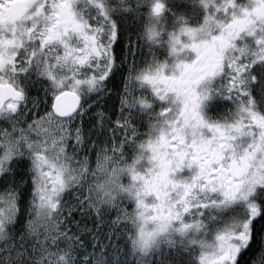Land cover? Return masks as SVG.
<instances>
[{"label":"snow or ice","instance_id":"1","mask_svg":"<svg viewBox=\"0 0 264 264\" xmlns=\"http://www.w3.org/2000/svg\"><path fill=\"white\" fill-rule=\"evenodd\" d=\"M79 3L0 0V233L3 219L34 205L37 225L48 229L47 249L64 252L52 264H79L92 259L80 257L84 243L74 233L82 227L78 217L89 212L100 227L107 221L113 234L119 231L132 253L149 256L175 234L210 227L187 217L232 209L230 226L192 241L196 264H264V113L252 94L264 80V0L239 10L235 0H225L202 26L172 36L173 54L179 50L184 58L170 75L161 66L140 77L169 101L165 130L142 146V169L140 159L126 164L119 146L111 154L95 152L98 140L95 155L84 149L80 89L98 90L114 79L119 23L100 3L105 27H96L76 10ZM164 11L153 0L151 17ZM147 34L150 40L160 35L154 28ZM63 68L70 77L59 75ZM85 68L90 74L78 78ZM39 77L50 81L55 96L47 108H30ZM217 81L237 104L232 123H210L202 115L215 94L206 86ZM185 170L191 177L178 179Z\"/></svg>","mask_w":264,"mask_h":264},{"label":"rangeland","instance_id":"2","mask_svg":"<svg viewBox=\"0 0 264 264\" xmlns=\"http://www.w3.org/2000/svg\"><path fill=\"white\" fill-rule=\"evenodd\" d=\"M238 1L235 0L236 10L247 7L251 3V0H242L240 4H237ZM160 2L165 5V11L159 18H152L150 15L153 0H80L76 6V10L86 19L91 20L96 27L103 28L105 22L102 10L96 6L102 3L107 10L113 11V17L119 23V40L116 46L117 66L114 79L110 77L98 90H89L87 86L80 89L83 106L80 119L83 122L84 149L95 155L100 148H105L108 154H111L112 149L119 146L126 164H134L137 159H140L138 167L141 169L147 163V160L143 158L142 146L165 130L166 118L163 113L169 107V101L161 100L140 77L147 72H155L161 66H166L165 74L170 75L177 61L184 58L179 50L176 55L173 54L170 44L172 36L179 34L182 27L199 28L202 26L207 16L215 13L216 8L221 7L225 0H212L207 7L208 0H160ZM218 18L226 19L223 14H220ZM149 28H154L160 34L157 39L148 38ZM90 72V69H81L78 78L84 79ZM59 75L62 78L70 77L71 73L67 68H63L59 71ZM39 79L40 90L30 94L36 97L35 100L29 101L30 108L33 104L41 109L47 108L55 96L50 87V81L44 77H39ZM261 85H264V80L255 85L252 92L257 98L258 113H264ZM226 86L227 80L224 81V87ZM206 87L218 92L202 108L203 117L214 124L223 121V119H213V116L220 115L229 117L234 122L238 111L237 104L215 87L211 85ZM225 107L228 108L225 109ZM119 124H125L126 127L122 129L118 126ZM73 131H77L75 126H73ZM77 134L81 133L77 132ZM125 137H127V143H125ZM98 140L102 142L93 152L92 145ZM191 175L190 170H185L178 174V179H189ZM123 180L128 183L130 177L124 176ZM204 211L203 218L197 214L186 219L190 223L203 219L210 227H206L199 233L190 232L184 237L175 234L171 237V243L161 245L149 256L132 253L121 238L119 231L113 234L111 225L107 221L104 222L103 227H100L91 212L86 216L78 217L82 227L75 228L74 233L83 240L85 256L92 255L96 258V264H103L105 260L106 264L112 260L114 264H119L123 252L127 255L125 258L128 261L127 264H180L181 261L184 264H196L197 250L189 251L192 248V241H199L205 235L211 239L212 233L230 226L233 221L232 209L221 211L209 208ZM19 220L22 224V233L18 232L22 238V250L21 253L12 255V262L15 264H21V261L22 264H52V261L59 255H64L63 251L51 255L45 243L48 239V229L46 226L37 225L35 207L29 205L21 215L13 213L11 217L3 219L5 231L2 234L6 241L4 250L6 255L3 261L9 257L8 248L13 247V244L15 251H20L15 239L10 235L13 225ZM17 240L16 238V242ZM27 243L29 246L31 243L35 244L36 259L24 253ZM22 254L30 257V261L22 260Z\"/></svg>","mask_w":264,"mask_h":264},{"label":"flooded vegetation","instance_id":"3","mask_svg":"<svg viewBox=\"0 0 264 264\" xmlns=\"http://www.w3.org/2000/svg\"><path fill=\"white\" fill-rule=\"evenodd\" d=\"M242 2V0H239L238 2H236L237 4H240ZM97 25V24H96ZM81 70V69H80ZM79 70V71H80ZM80 76V75H79ZM78 76V77H79ZM212 87H215L216 89L220 90L221 88V83L219 81H217L216 83L212 84L211 85ZM223 86H224V82H223ZM218 92V91H217ZM215 92V93H217ZM228 107H225V109H227ZM212 111H214V108L212 107ZM216 111V110H215ZM223 119V121L219 124H228V123H232L233 121L231 120V118L229 117H223V115L221 116H213V119ZM2 194V193H0ZM3 210L2 207H0V211ZM2 219V218H0ZM21 221L19 220L18 222H16L14 225H13V228H12V231L10 232V235L13 237V239H15V243H17V246L20 248V251H15V245L13 244V247H9L8 248V254H9V257L7 259H5L3 261V258H5V255L6 253L4 252L5 250V244H6V241L4 239V236L2 233H0V264H15L14 262H12V255L16 254V253H21V250H22V238L20 237L19 233L21 232L22 233V230H21ZM19 232V233H18ZM16 238L18 239L16 242ZM12 239V238H11ZM10 239V240H11ZM9 241V240H8ZM27 246V249L24 248V253L27 255L29 254L31 257L35 258L36 259V254L35 253V250H36V246L34 243H31L30 246L28 245V243L26 244ZM51 255H53V252H50Z\"/></svg>","mask_w":264,"mask_h":264},{"label":"trees","instance_id":"4","mask_svg":"<svg viewBox=\"0 0 264 264\" xmlns=\"http://www.w3.org/2000/svg\"><path fill=\"white\" fill-rule=\"evenodd\" d=\"M86 253V252H85ZM85 253L82 251L80 252V257H84L85 256ZM92 257V259L90 260H87V261H84V260H81L79 262V264H94V261H95V264H96V258H94L92 255H89ZM126 254L123 252L122 255H121V260H120V263L119 264H127V260L125 259L126 258ZM100 263V262H99ZM101 264V263H100ZM109 264H114V260H112V262H109ZM129 264V263H128Z\"/></svg>","mask_w":264,"mask_h":264}]
</instances>
